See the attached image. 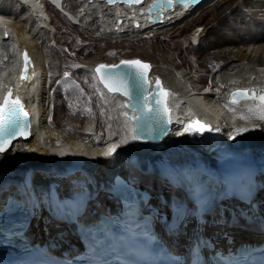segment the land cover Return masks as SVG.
Wrapping results in <instances>:
<instances>
[{
  "label": "bare ground",
  "instance_id": "obj_1",
  "mask_svg": "<svg viewBox=\"0 0 264 264\" xmlns=\"http://www.w3.org/2000/svg\"><path fill=\"white\" fill-rule=\"evenodd\" d=\"M7 1L13 5L10 6L4 2L6 5L2 6L3 4L0 2L2 4H0V100L5 91L11 87L12 95L18 96L24 102L29 113L30 137L29 139L20 138L14 141L10 150L0 155V206L7 195L23 196L24 193L28 192L36 203L34 224L29 226L32 233L41 234V225L47 224L52 237L60 234L62 239H71L65 226L63 224L58 225L53 221V206L48 191L50 181L56 182L59 191L65 192L68 187H71V182L84 179L86 174H89L91 179L97 182L100 177L111 179L116 173V169H122V160L118 158L119 155L116 151L117 147L121 148L120 145L115 148L111 157L105 156L109 147L115 146L113 142H109L110 145L105 142L108 140L113 121L119 127V132L114 135L116 139L123 138L126 141L130 138L129 140L133 143L134 148L132 147V150L128 147L131 152L128 154L129 156L137 152L143 158L149 157L146 159L156 161L157 159H164L165 150L176 155L174 148H179V146L177 144L169 148L167 146L178 143L180 141L178 137L183 132L186 133L185 137H188V140L192 139V142L201 147L202 151L200 152L214 154L216 157L230 160L229 162H242L246 166L253 162L255 172L260 178L259 182L256 181L260 187V192L256 197L264 198V193L262 194L264 185L261 186V182H264V121L256 118V109L260 102L254 99H242L233 103L228 99L230 91L235 88L254 90L257 94L264 92V78L262 77L264 74V0L253 1L247 9L240 3L244 0H220L209 10L192 18L189 24L186 21L183 25L178 26L182 29H177V34H181L184 29L192 26V24L198 21L203 23V31L198 34L197 42H193L194 39L185 44L197 53L200 59L195 66L215 72V82H210V84L216 87L217 93L212 90L209 93L197 92L199 88L195 86L194 81L203 79V77L193 75L194 78H190L188 71L174 70L177 64H173L174 61L172 62L169 57L163 56L161 58L163 64H151L146 61L150 66L147 74L150 84L155 78H159L162 86L167 89L166 105L170 109L168 118L171 120L166 136L159 143L153 145L132 139L133 133L130 129L133 128L134 121L123 116L128 108L120 107V105H124L123 101L128 100V98L117 92H109L99 82L93 68L97 62H100V57L93 60L91 64L87 60L79 59L77 63H74V69L69 70L68 60L71 55L68 54L69 56H67L66 53H62V44L58 52L53 51L61 39L57 38V33H55L56 45L53 47L48 26L55 31L58 27L57 24H47L44 20V15L50 17L47 10L48 5L44 3V0ZM52 1L68 12L71 20H74V14H82L81 17L84 16L85 18L83 14L85 13L87 17H90L87 25L91 27L102 24L105 30L110 33L115 32L120 38H129V40L132 38L124 36L130 34L140 36L132 42L142 39L141 32L152 29L157 31L158 28L185 17L186 13L191 12L190 10L198 9L203 5H193L185 11L183 10L185 5L181 4L180 9V6L177 5L173 11L165 10V14L169 13V17L164 16L165 20L160 23H152L148 19L147 12L139 11L140 9L144 10L150 0L134 4L133 10L130 6L117 1L114 3L103 0ZM8 6H14V8ZM20 6L26 12V16L22 17L21 20L12 16H18L19 9L16 11L15 7L20 8ZM53 7L50 6L51 10ZM131 11H134L135 14L131 15ZM183 13L185 15L182 16ZM118 17L122 19L120 23L117 22ZM134 18L138 19L139 27L132 24ZM31 20H36L35 23L39 26L37 35H32L28 31ZM207 29L212 34L211 39L205 36ZM4 30L8 31V37H4ZM62 32L65 31L62 30ZM77 39L78 44L74 48L76 50L85 45H90L91 41L84 40L83 35ZM92 42L95 43V41ZM105 43H103L104 47ZM245 44L251 45V47H243ZM167 46L172 48L170 45ZM164 47L166 48V46ZM22 48L28 50L33 61V66L29 67L27 78L24 80L19 79L18 76L21 68L20 50ZM135 48H137L136 45ZM153 49L155 50V48ZM179 54L176 55L179 57ZM103 62H108V60ZM66 66L68 68H64ZM87 68L93 71L91 74L94 75L96 81L91 74L86 76L82 73L80 76L75 74L77 71H84ZM65 73L68 75L65 76ZM108 95L110 99L107 100L106 96ZM214 101L225 103L220 102L223 106L216 107ZM227 102L232 105L227 106ZM108 106H110L111 113L107 111ZM150 110L148 113L155 114ZM89 115L91 118L87 121L86 117ZM195 116L208 124L207 133L197 134L185 130L186 127L183 126L185 122ZM241 116L246 118L241 119ZM145 120L143 117V121ZM245 127L254 130L237 134V128ZM252 142H257L258 146H252L254 144ZM259 144H261L260 147ZM146 150L150 151L146 152ZM70 155H79L84 162L82 171H75L71 176H68L65 171L71 167ZM144 163L145 160L141 162V165ZM81 172L85 175L83 176ZM148 181V184L159 186L163 191L165 190V186H162L160 180H157L155 176L149 177ZM97 187L99 186L97 185ZM94 190L96 191L98 188ZM156 200L158 201L159 197L155 195L152 201L155 202ZM105 204H109L110 207L113 206L112 201L102 194V191L94 200L89 202L93 208L104 207ZM260 205L264 207V203ZM159 207L161 208V206ZM211 230L213 228L206 225L205 231ZM229 230L238 240L257 235L254 230L235 225H229ZM181 239L176 235L172 243L178 245Z\"/></svg>",
  "mask_w": 264,
  "mask_h": 264
},
{
  "label": "rangeland",
  "instance_id": "obj_2",
  "mask_svg": "<svg viewBox=\"0 0 264 264\" xmlns=\"http://www.w3.org/2000/svg\"><path fill=\"white\" fill-rule=\"evenodd\" d=\"M218 1H220V0H208V2L206 1L207 3H203V5L201 4L202 6L199 7L198 9H195V10H192L191 12H188V13H186V15H185V13L181 14L182 16L185 15V17L179 18L178 20L173 21L171 24H166L165 26H163L161 28H158L157 31L152 29V30H146L144 32H141L142 33V36H141L142 39H139L138 40L139 42L138 41L132 42V40H135L137 37H140L137 34H136V36L135 35H131V34L128 35V36H124V37L132 38V39L129 40V38H120V36L117 35V33H115V32L114 33L113 32L110 33L108 30H105V28L102 26V24L101 25H97V26H92V27L90 25H87V23H88L87 21H89L90 17H87V15L85 13H83L85 15V18H84V16L81 17L82 14L81 15L80 14H78V15L74 14L73 19L76 20V21L78 20V22L77 23L72 22L74 20L71 21L64 13H62L56 7H53V5L51 3H49L47 0H44V3L45 4L47 3V5H48L47 9H48V11L50 13V17H51L50 18L51 22L49 21V23L52 24V25L57 24L56 26L58 27L57 31H55L53 28L48 26L49 27L48 33H49V36L52 37L50 41L53 42V47L56 45L55 41H54L55 40L54 39L55 33H57V38L61 39V41L58 42V45L55 46L56 48L55 47L53 48V51L55 50V51L58 52L59 49H60V45L62 44V47H61L62 48V53H66L67 56L71 55L69 60H68L69 70L74 69V67H75L74 63H77L79 59L80 60H85V61L87 60V61H89V64H91L93 62V60L99 59V57H100V59H99L100 61H105V60L107 61L108 60V62H115V61H117L120 58H126V57L129 58V57L138 56L141 59H143L144 61H149L151 64H158V63L163 64L161 62V58L163 56H165V57L171 58L172 62L174 61L173 64H177V67H174V70H186V71L189 72L188 74L190 75V78H194V76H202L203 79H197V80L194 81L195 86H197L199 83H204L205 86L209 87L210 90H212V91L217 93L216 87H214V85L212 86L210 84V82H215V75H216L215 72H212L210 69H202V68H198L197 66H195V65L198 64L200 59L198 58L197 53H195L193 50H191L185 44L187 41L188 42L189 41L192 42L194 39L195 40L193 42H195V41L197 42L198 34L203 31V23L201 21H198V22L192 24V26H189L186 29H184L181 32V34H177V29L178 30L182 29V28H180L178 26L183 25L186 21H187L186 23L189 24L192 21V18L198 17L200 14L204 13L206 10H209ZM253 1H255V0H244V1H241L240 3H242V6L247 9V8L250 7V5H251V3ZM256 1H259V0H256ZM0 2L3 4L2 5L0 3L2 6L6 5L5 3L9 4L10 6L13 5L12 3H9L7 0H1ZM68 2L70 3V1H68ZM51 5L53 7L52 10L50 8ZM10 6H8V7H10ZM15 6L17 7V5H15ZM16 7H15L16 11H17V9H19V11L17 12L19 17L18 16H14V15H12V16L21 20L22 17L24 18L26 16L25 15L26 12H25L23 7H21V6H20V8H16ZM10 8H14V6L10 7ZM22 8H23V10H22ZM72 14H71V16H72ZM79 16L81 17V19H80ZM33 21L31 20V24H29L30 26H28V28H29L28 31L32 35H35V34L37 35L38 32H39V26H37L38 24L35 23L36 20L34 22ZM58 21H59V24H58ZM98 22L100 23V21H98ZM60 27H62V28H60ZM176 27H178V28H176ZM62 30L65 31V32L63 33ZM78 30H80V31L77 32ZM82 30H84V31H82ZM87 31H89V32L86 33ZM74 32H76V33H74ZM170 32L171 33L173 32V33L171 34ZM80 33H81V35H80ZM205 33H206L205 36L208 37V39L212 38V34L209 32L208 29L205 31ZM82 35L84 37V40L91 41L90 45L89 46L85 45L82 48L76 50L74 48L78 44V39L77 38L82 37ZM85 36L88 37V38H86ZM186 36H187V40H186ZM74 37H76V38H74ZM75 39H77V40H75ZM97 39H98V41H97ZM205 39H207V38H205ZM92 41H95V43H93ZM104 42L107 43V45L105 43V47L103 46ZM131 42L134 43V44H132ZM67 44H69V45H67ZM96 44H98V45H96ZM100 45H101V47H100ZM135 45H136V47L138 49L135 48ZM167 45H170L172 48H168L169 46H167ZM102 46H103V48H102ZM116 46H117V48H116ZM164 46H166V48ZM245 46H249V45H247V44L243 45V47H245ZM94 47H96L99 52ZM152 47L155 48V50ZM249 47H251V45ZM104 49H106V50H104ZM183 50H185V51L183 52ZM178 51H179L180 54L178 53ZM103 54H104V56H103ZM176 54L177 55L179 54V57ZM180 58H181V60H179ZM68 66H66L64 68H68ZM91 72H93V71L91 69L87 68L84 71H82V70L81 71H77V73H75V74L77 76H80L81 73H82V75L86 76L87 74H91ZM60 75H61V73L59 74V76ZM91 75H89V77H91ZM92 77L94 79V75H92ZM262 77L264 78V74L262 75ZM94 81H96V80L94 79ZM106 97H107V100L110 99L109 95L106 96ZM220 102L225 103L223 101H220ZM224 105H226V104H224ZM231 105L232 104L230 102H227V106H231ZM107 111L111 113L110 106L107 107ZM90 118H91V116L89 115L88 117H86V120L88 121V120H90ZM118 132H119V127L113 121L112 125H111V131H110V134L108 136V140L105 141V142L108 143L109 145H110L109 142H113L115 144V146H118V145L121 146V151L119 152L118 158L122 160L123 164L121 163V165L124 167V165L127 164V162H124L126 156L131 153L130 150H132L134 147H133L132 141L129 140L130 138H128L126 141L123 138L116 139V136H114V135H117ZM245 140H244V142H245ZM123 142H124V144H123ZM252 143H254V144H252V146H258L256 144L257 142H252ZM196 146H197L199 152L202 151L201 147L198 144H196ZM260 146H261V144H259V147ZM128 147H129L130 150H128ZM144 147L147 148L146 145H144ZM147 151H150V150H146V152ZM122 152L124 154V155L122 154L123 156L121 155ZM143 153L146 156H148L145 152H143ZM200 154L204 155V156H206L208 158H211V159L213 157H216V155H214V154H208V153H205V152H200ZM117 155H118V153H117ZM146 158H149V157H145V158H143V160H145Z\"/></svg>",
  "mask_w": 264,
  "mask_h": 264
},
{
  "label": "snow or ice",
  "instance_id": "obj_3",
  "mask_svg": "<svg viewBox=\"0 0 264 264\" xmlns=\"http://www.w3.org/2000/svg\"><path fill=\"white\" fill-rule=\"evenodd\" d=\"M109 3H114L115 0H108ZM126 3H139L141 0H124ZM179 3L187 6L194 2V0H178ZM169 5L172 4V0H168ZM151 10V9H150ZM149 10V11H150ZM7 36L8 33H5ZM24 61H25V68L24 71L21 73L20 79L24 80L27 78V66L30 63V58L27 55V52L24 53ZM121 64L133 67L135 71L130 73H112L110 71L113 67H119V65L107 66V65H98L96 68V72L100 73L101 70H104V73L100 76V82L104 84V87L108 89L110 92H120L125 96H129L134 89L137 94V104L133 105V108H136L138 105L147 103L148 97L143 95V91H146L147 80H146V70L150 67L148 64L141 62L139 60H132V61H122ZM65 76L68 73L64 74ZM157 88L161 87V82L159 78L156 80ZM99 91V89H97ZM143 90V91H142ZM12 90L9 89L8 94L4 96L3 102L0 103V155L5 154L8 151L9 146L11 145V141L15 139L18 135L24 136L26 134V130L28 125L25 124L23 121L27 119L28 113L23 110V104L20 101V98L17 96L15 99L11 96ZM168 93L165 91V96ZM240 98H257L255 97V93L253 91L252 95H249L247 89L240 90L238 89L237 92L233 93V103H235ZM257 99L260 101V105L256 109V118L261 121H264V94L260 95ZM155 108L151 109L150 111L155 112L157 115L163 114L165 117L170 112L168 109L166 102H164L163 107H161V101L156 100L154 101ZM126 105H120V107H125ZM90 111V109H89ZM252 111V109H249ZM123 116L128 120H136L137 125L135 128L130 129L133 133L132 139L136 140L141 138L138 135V130L141 127L140 121L143 120V113L141 116L137 117L135 115L129 116L128 113H123ZM246 117L241 116V119H245ZM167 123H171V120H167ZM196 130V131H205L209 129L208 125L203 124L200 121H193L188 125V128L185 130ZM254 129L251 128H237V134L248 132ZM117 146H110L109 150L105 155H111ZM64 155V153H61Z\"/></svg>",
  "mask_w": 264,
  "mask_h": 264
},
{
  "label": "water",
  "instance_id": "obj_4",
  "mask_svg": "<svg viewBox=\"0 0 264 264\" xmlns=\"http://www.w3.org/2000/svg\"><path fill=\"white\" fill-rule=\"evenodd\" d=\"M103 1L108 2V0H103ZM116 1L120 2L122 4H125L127 6H130L132 10L134 9V7H133L134 4H140V3H131V4H129V3L124 2V0H115V2ZM143 1H147V0H141V2H143ZM201 2H203V0H194V2L189 4V5H197V4L201 3ZM177 5L182 6L181 3L178 2V0H172V4L171 5H169L168 0H162V1L161 0H150L148 5L146 6V8H144V10L140 9L139 11L147 12L148 19L152 23H155V22L163 21L164 16H165V10H167V9L174 10V6H177ZM189 5H187V6H189ZM134 14H135L134 11H131V15H134ZM165 17H168V16H165ZM121 20L122 19L120 17L117 18V22L118 23H120ZM133 24L135 26H139L140 23H139V21L137 19H134L133 20ZM5 33H8L7 30H4L3 34H4V37H8L9 33H8L7 36L5 35ZM25 52H27V55L30 58V63L27 66V74L26 75H28L29 67L33 66V61H32V58H31L30 54L28 53V50L26 48H22L20 50L21 68H20V72H19V75H18L19 79H20L21 73L24 71V68H25V61H24V53ZM132 60H139L141 62H144V63L148 64L146 61H143V60H141L138 57L120 58L119 60H117L115 62H103V61L97 62L94 65L93 69H94V72H95V74L97 76V79L100 82V76L104 73V70L102 69L100 73H97L95 70H96L98 65H107V66L119 65L118 68L117 67H113V68L110 69V71L112 73H117V72H119V73H130V72L135 71V69L133 67H129V66L123 65V64H121V62L122 61H132ZM148 71H149V68L146 70V80H147L146 91L142 90L143 91V95H146L148 97V102L147 103L140 104L136 108H133V105L137 104V99H138L136 91L134 89L132 90V92H131V94L129 96H125V95H123L120 92H117V93H119V94H121V95H123V96L128 98V100H124L123 101V104L126 105L125 107L128 108L125 112L128 113L129 116L135 115V116L139 117V116H141V114L145 110V112L143 113V117L146 120L145 121H143V120L140 121L141 127L138 130V135L141 138H139V140H147L149 142H155L158 138H159V140H161L163 138L164 134L167 132V130H168L169 126H170V123H167L166 121L169 120V118H168V114L165 117L163 114L157 115L156 113L155 114H152L151 112L148 113V111L150 109L155 108L156 105H155L154 101H156V100L161 101V107H163L164 102H166V97L167 96H165V91H167V89L162 86V82H161L160 79H159V81L161 82V87L157 88V85H156L157 78H155V80L152 82V84H150V80L147 77ZM101 84L104 87V84L103 83H101ZM104 88L107 89L106 87H104ZM9 89L12 90V88L9 87L5 91V93L3 94V96H2V98L0 100V103L3 102V98H4L5 95L8 94ZM238 89L243 90V89H246V88H235V89L231 90L230 91V100L231 101H233V93L237 92ZM253 91L254 90H248L249 95H252ZM254 93H255V97H257V98L260 95L264 94V92H260V93L257 94L255 91H254ZM11 96H12L13 99H15V97H17L16 95L13 96L12 93H11ZM257 98H252V99H254L256 101H259V99H257ZM242 99H248V98H240L236 102H239ZM20 101L23 104V110L28 113L27 109L24 106V102L21 99H20ZM133 121H134V128H135L136 125H137V121L136 120H133ZM23 122L28 125V128L26 130V134L24 136H19L18 135L15 139H13L11 141V145L8 148V151L12 147L14 141H16V140H18L20 138L29 139V137H30L29 113H28L27 119L24 120ZM69 158L71 159V165L72 166H74V167H80L81 166L82 159L80 158V156L71 155Z\"/></svg>",
  "mask_w": 264,
  "mask_h": 264
}]
</instances>
